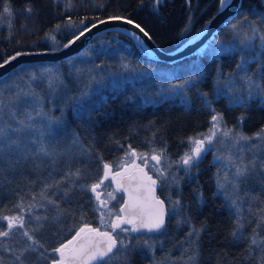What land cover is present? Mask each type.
<instances>
[{
	"label": "trees",
	"instance_id": "trees-1",
	"mask_svg": "<svg viewBox=\"0 0 264 264\" xmlns=\"http://www.w3.org/2000/svg\"><path fill=\"white\" fill-rule=\"evenodd\" d=\"M5 3L11 7V16L3 13ZM218 5L219 0H162L156 7L148 0L143 4L141 0H0V62L20 50L58 48L88 24L108 16L132 19L161 48L171 50L191 37ZM28 8L32 9L30 13ZM81 20L83 24H80ZM58 24L61 25L59 29L56 28ZM72 24L78 27H72ZM230 24L236 25L232 34L228 31L222 36L224 42L231 41L234 45L230 51L209 55L203 50V53L172 63L153 61L142 55L130 36L117 31L94 37L82 50L91 46L94 50L92 56L83 61L87 64L82 63L86 67L138 69L150 66L154 70L131 81L121 80L119 76L113 82L104 77L96 88L83 90L70 83L73 68L65 65L66 59L23 64L0 79V127L15 139L18 134L9 126L17 127L18 121L33 125L20 135L35 133L40 108L36 92L30 87L48 93L50 79L46 81L48 72L42 68H60L64 82L60 85L58 103L54 102L58 106L52 109L47 96L44 110L51 109V115L62 123L59 133L74 135L83 148L80 153L68 157L62 155L55 167L50 166V153L40 160L31 151V144L5 151L0 159V217L22 215L24 228H15L8 237H0V263L7 262L19 250L29 249L31 241L23 236L24 231L38 241L32 245L34 251L27 250L28 261L50 264L59 258L52 249L71 240L79 227L84 224L97 227L98 206L89 186L102 178L105 163L117 170L127 150L151 151L153 148L175 161L189 146L191 138L203 133L212 112L220 113L228 122L242 114L244 131L247 118L252 116L258 120L251 133L261 131L264 123L252 115L251 110L257 108L264 113V100L259 103L256 95L245 100L244 108L231 104V96L228 97L224 90H217L215 82L223 79L239 81L247 72L264 71L262 1L241 0L236 15L221 26L215 36ZM252 28L256 29L255 34ZM53 36L55 42L51 39ZM96 45L100 48L95 50ZM241 52L247 63L243 68H237ZM163 70L167 71L164 73ZM53 80L57 81L56 78ZM185 81L191 83L183 88L175 87L184 85ZM80 91L86 93L81 95ZM29 115L33 117L31 121L27 120ZM213 167L205 162L198 164L191 170L188 180L183 178L181 185V191L194 194V202L199 205L196 212L190 211L197 215L193 224L200 230L192 247L196 264H261L264 243L250 245L249 238L254 229L264 237V224H259L264 214L250 216L242 212L241 221L237 220L226 201L215 192ZM77 171L78 176L72 175ZM260 193V187L246 193L249 205L260 198ZM158 195L168 205V199L163 198L159 188ZM121 198L122 194L116 193L112 205L117 206ZM177 219H181L184 229L191 226L182 218L178 207L176 214L167 215L161 233L168 232ZM238 222L243 224L237 233L241 239L232 236ZM3 230H7V221L0 219V231ZM131 233L133 237L145 235ZM155 251L159 253V248ZM159 257L156 254L150 258L148 251L131 243L126 257L117 254L116 261L118 264H151L149 259L159 262Z\"/></svg>",
	"mask_w": 264,
	"mask_h": 264
},
{
	"label": "rangeland",
	"instance_id": "rangeland-1",
	"mask_svg": "<svg viewBox=\"0 0 264 264\" xmlns=\"http://www.w3.org/2000/svg\"><path fill=\"white\" fill-rule=\"evenodd\" d=\"M232 25L233 24L226 26L223 30L224 32H221L217 36L213 37L206 47L200 52L203 53V50H206L209 55H213L220 52H227L234 48V45L231 41L224 42L222 37L224 33H227L228 31H230L232 34ZM132 40L134 41L139 52L142 55L148 57L144 48L134 39ZM99 48V45L95 46V50ZM93 52L94 50L91 46L85 51H81L80 53L66 59L65 61L66 66L73 68L72 74L70 75V83L83 88V90L96 88L99 84H101V82H103L104 77H107L109 81L112 80L113 82L114 80L116 81L119 76L122 77L121 80L131 81L136 78H140V76L149 75L154 71L150 66L140 68L138 67V69L127 66H120L118 68H104L101 66L91 65H87V67L83 66L82 63L87 64L83 61L88 59L89 56H92ZM42 69L47 70L48 72V74L45 75L46 81H49L50 79L49 91L48 93L41 92V89L30 87V89L36 92L35 95L40 108L39 113H41V115L36 116L35 133L32 135H23V143L21 146L24 148L26 145L31 144L33 146L31 151L35 152L38 155L37 158L40 160L47 158V155L50 153V166L55 167L62 155L63 157H68L69 155L82 152L83 148L74 135L59 133L58 130L62 127V123L56 118V116L51 115V109L47 112L44 110V104H46L48 97H50L48 99L52 109L53 107L58 106L56 103H58L60 85L62 81L64 82V79L61 75L60 68L44 67ZM166 71L167 70H163L164 73ZM247 77H252V80L255 81V84H258L261 88H264V71L256 74L247 72L246 74L240 76L239 81L234 79L217 80L215 82V88L220 91L224 90V92L228 93V97L231 96L232 98L231 102H229L242 108L246 106L245 100H248L251 97L255 98L256 95L258 96V102L261 103L264 100V95L259 94V89L253 88L252 96H249V82ZM54 78H56L57 81L53 80ZM84 93L86 92H82L81 95ZM244 97L245 99H243ZM59 105H61V103ZM57 112H59V110H57ZM251 113L254 116H258L260 122L264 123V113L260 109L253 108ZM214 114L220 113L212 112L211 117ZM222 118L223 119L220 125L221 129L225 127L228 129H233L234 135L238 132L245 136L252 137L253 139L249 141H239V143H236L233 139L223 137L221 131H217V135L214 138L213 143L211 145H206L207 150L201 156L198 164L205 162L210 166H214V175L212 177L215 192L226 201L227 205L235 213L237 220L241 221L242 212L247 213L250 216H256L260 213L264 214V189L262 188L264 187V162H262L264 161V139H257V133H251L255 128L256 121L258 119L255 120L252 116L247 118L248 122L245 127L247 131L246 132L243 130V125L241 124L243 118L242 114L235 115L234 120H230V122L226 121L224 117ZM212 123V119L210 118V122L206 126V129H204L203 133L198 135L196 138H199L202 135H207L209 129L212 127ZM262 129H264V127H262ZM42 147L45 151H41ZM191 147L192 144L189 142V146L178 155L175 161H170L168 158L163 156L159 163L151 159V156L153 155V148L151 151L127 150L123 156V159L121 160L120 167L117 170L112 168V172L119 171L124 174L135 168L136 165L141 166L142 164H145L146 160V169L152 174L154 179H157L158 188L164 194L163 198L166 197L168 199V205L166 203L168 214H176L179 207L181 209L182 218L190 222L191 226L184 229V224H181V219H177L178 222L173 223L171 229L168 232L159 234L145 233V235L140 237H133L131 232L125 233L121 232L119 229L116 230L114 235H116L119 239L124 240L125 243L131 241V243L137 244L142 249H145L148 251L150 258L156 256V254H159L160 261L157 262L153 261L155 259H149L151 264H196V259L192 261L189 260V257L193 255L192 247H194V244L196 243L197 236L195 234L190 236L189 233L193 232V229L199 230V228L193 224V218L195 217L197 219V215L195 214L194 216V213H191L190 211L196 212V210L199 209V205L196 201L194 202V194L187 193L188 190L181 191V185L184 184L183 178L188 180L191 176V171L185 170V167L180 163V158L185 152H188ZM132 151L136 152L137 154H145L144 159H140L138 156H132L130 154ZM155 151L157 153L159 152L157 150ZM258 156L261 159L259 161ZM241 159L245 164H249L250 173L243 183L239 184L238 190L234 191L231 186H228L226 195L218 188V181L223 182V177L225 174L231 177L234 172L233 162L240 163ZM133 161L135 162L134 164L132 163ZM157 169L163 171L164 175L160 176V173L157 171ZM111 174L112 173L110 172L109 179L105 180L101 188L97 190L98 192L102 193L101 199L108 200L106 195L107 192H114L115 196L116 193H119V191H114L117 185L112 182ZM254 187H260L262 193H260V198H258L254 204L249 205L246 193L250 190H253ZM92 194L95 198V194ZM173 195L175 196L172 197ZM229 197L236 200L235 205L231 203V199H229ZM178 199L181 201V203L176 205L174 202ZM115 200H108L107 207L101 208L100 211H97V227H101V211L107 213V211L111 209L114 214L118 212L122 198L117 206L112 205L113 201ZM96 203L99 207L97 200ZM113 218L114 216H106L105 223ZM122 227L128 226L122 225ZM104 230L105 229L101 227V231ZM107 230L111 231V229ZM145 240L148 241V244L151 245V247H148L143 243ZM156 247L159 248V253L155 251ZM28 253L29 252L26 250H19L15 255L9 258L7 262H1L0 264H21V262H23V264H36V262L28 261ZM17 256L21 257V260H17ZM116 259L117 255H115L109 261V264H118L119 262L118 260L116 261ZM142 261L143 260L141 259L140 262ZM50 264H52V262Z\"/></svg>",
	"mask_w": 264,
	"mask_h": 264
},
{
	"label": "snow or ice",
	"instance_id": "snow-or-ice-1",
	"mask_svg": "<svg viewBox=\"0 0 264 264\" xmlns=\"http://www.w3.org/2000/svg\"><path fill=\"white\" fill-rule=\"evenodd\" d=\"M145 0H141L143 4ZM229 0H219L220 7L223 8ZM148 3L152 4L153 7H156L162 3V0H148ZM27 11L30 13L32 11L31 8H28ZM3 13L12 15L11 7L9 4L5 3L3 5ZM110 19H125V22L128 24H133V21L127 18L114 16L110 17ZM100 23H104V21H99ZM84 21L81 20L80 24H83ZM139 29L141 33L145 37L149 36V33L145 31L143 27L139 24L134 25ZM61 25H56V28L59 29ZM72 27H78V25L72 24ZM92 27H96V24H92ZM233 28L236 25H232ZM91 29H84L79 32V35H75L74 39H69L67 44H64L63 47L67 48L75 40H79L81 36L84 35L85 31H90ZM252 32L255 34L256 29L252 28ZM135 35V34H133ZM139 39V37H136ZM51 39L55 42V37H51ZM264 39V38H262ZM26 53H17L16 56H12L10 59L15 60L17 56L25 55ZM9 62L8 59L4 61V64ZM247 63L246 58L243 56V52H241V62L237 64V68H243ZM4 64H0V67H3ZM249 82V96H252V89H259V94L264 95V88H261L258 84H255V81L252 80V77H247ZM191 81H185L184 85H177V88H183L185 85L190 84ZM37 115H41V113H37ZM33 117L29 115L27 117L28 121H31ZM212 119V127L209 129L207 135H202L199 138H191L192 147L188 152H185L183 156L180 158V163L185 167L186 171H191L193 167L198 165V162L201 156L205 153L206 145H211L213 143L214 138L217 135V131H221L223 137L228 139L235 140L236 143L239 141H249L253 139L252 137L245 136L241 133H234L233 129L223 128L221 129V121L222 116L220 114H214L211 117ZM18 126L15 128H9L12 132L17 133L15 139L8 135L4 128L0 127V159H2L5 151H12L15 149H20L23 143V137L20 134H23L26 129H31L33 125L31 123H26L25 121H18ZM257 139H264V129H261L259 133L256 134ZM41 151H45L43 147ZM132 156H138L140 159H144L145 154L132 151L130 153ZM164 156V152H156L153 149V155L151 156L152 160L160 162L162 157ZM230 159V158H229ZM135 163L134 161L132 162ZM234 164V172L231 177L227 174L223 177V182L218 181V188L223 191L227 195V187L231 186V188L235 191L238 190L239 184L243 183L246 177L250 173L249 164H245L243 160H240V163ZM145 165H147V161L145 160ZM136 168L139 169V174L135 177H125L121 172L116 171L112 172V165L105 163L103 165V177L98 180V182L93 183L89 186V190L95 194V199L98 201L99 207L97 211H100L101 208H106L108 204V200H115L116 196L114 192H107L106 195L108 200L101 199V192L97 190L101 188L104 184L105 180L109 179V173L111 172V180L114 182L117 187L114 191H124L129 193V200L124 203V205L118 210L117 213H113L111 209L107 211V213L101 211V227L104 228V231H101V227H91L88 224H84L79 227L78 231H76L75 235L71 240H68L67 243H61L59 247L53 248L52 251L57 253L59 258L52 260V264H109V261L117 254L124 255L126 257L127 250L131 246V241L125 243L124 240L119 239L114 233L117 229L121 232H141L147 231L149 233L152 232H160L165 227L166 216L168 215V208L165 205L164 200L160 199L155 195V187L157 185V179H153L151 175L140 168L139 165H136ZM160 173V176H163V171L157 169ZM72 175H79V172L72 173ZM126 179H135L138 183L139 189H142V192H138L136 195H133L129 192V188L125 185L124 181ZM175 179V178H174ZM147 193V195H144ZM66 194V193H65ZM229 199H231L229 197ZM176 205L181 203L180 200H176L174 202ZM231 203L233 205L236 204L235 199H231ZM17 207H22L21 205H17ZM113 217V219L109 220L105 223V217ZM0 219L7 221V230L0 231V237H8L11 231L15 228H24V217L22 215L16 216H2ZM40 218L37 217V220ZM259 224H264V217L261 218ZM122 225H131V228L122 227ZM42 226V225H41ZM259 226V225H258ZM243 228L242 223H237L236 230L232 232V236L236 239H241L242 236H238L237 233L240 229ZM111 229V231L107 230ZM199 231L193 229V232H190L189 235L192 236L195 234L197 237L199 236ZM254 234L249 238L250 245H257L259 243H264V237H260L259 232L255 229L253 230ZM23 236L27 237L29 241H31V245L29 249L34 251L32 245L38 244V241L34 239V237L28 232L24 231ZM258 237H260L258 241ZM148 247L151 245L148 244V241L145 240L143 242ZM43 247V245H40ZM123 250V251H122ZM17 260H21V257L17 256ZM196 259V254L193 253L192 256L189 257V260L194 261ZM23 264V262H21ZM261 264H264V260L261 261Z\"/></svg>",
	"mask_w": 264,
	"mask_h": 264
},
{
	"label": "water",
	"instance_id": "water-1",
	"mask_svg": "<svg viewBox=\"0 0 264 264\" xmlns=\"http://www.w3.org/2000/svg\"><path fill=\"white\" fill-rule=\"evenodd\" d=\"M261 1L264 6V0ZM240 4H241V0H229L226 6L221 8L219 3L216 11L212 14V16L191 37H189L185 42H183L178 47L171 50L161 48L150 34L149 36L151 37V39L145 37L143 33H141L139 29L134 26L135 24L138 23L133 21L132 19L130 20L133 21V24H128L125 22V19H110V17H114V16L104 17L88 24L83 29H81L84 30L87 28L91 30L85 31L84 35L81 36L79 40H75V42L72 43L67 48L63 47V45L67 44L69 39H74L75 35H79V32L81 30L72 37H70L63 45H61L58 48H49V49H41V50H20L13 53L12 55L6 58L9 60L7 64H4V61L6 59L0 62V64H4L3 67H0V79L5 77L11 71H13L14 69H16L17 67L23 64L39 63V62H57L70 58L80 53L84 48H86L94 37L108 31H117L130 36L132 39H134L144 48L148 58H150L153 61H161V62H169V63L175 62L190 55H193L195 53H198L200 50H202L220 30L221 26H223L227 21H229L232 17L236 15L238 8L240 7ZM99 21H104V23H100ZM92 24H96V27L93 28ZM136 37H139V39H137ZM18 52L26 53V54L17 56L15 60H11L10 58L12 56H16ZM145 166H146L145 164H142L140 168H143V170L147 172ZM138 174H139V169L135 167L129 172L124 173L123 175L125 177H135ZM124 183L129 188V192H131L133 195H136L138 192L143 191L142 189H139L138 183L135 179H130V180L126 179ZM120 192L123 195L122 203L120 205L121 208L124 205V203L129 200V193L124 191H120ZM144 195H147V193H144ZM155 195L160 199H162L157 193V185L155 187ZM141 232L149 233L147 231H141ZM152 233H158V232H152Z\"/></svg>",
	"mask_w": 264,
	"mask_h": 264
}]
</instances>
